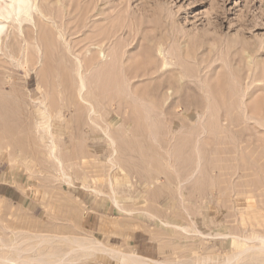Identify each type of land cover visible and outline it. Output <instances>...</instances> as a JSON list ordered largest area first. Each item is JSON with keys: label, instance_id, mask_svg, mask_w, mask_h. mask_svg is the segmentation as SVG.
<instances>
[{"label": "rangeland", "instance_id": "obj_1", "mask_svg": "<svg viewBox=\"0 0 264 264\" xmlns=\"http://www.w3.org/2000/svg\"><path fill=\"white\" fill-rule=\"evenodd\" d=\"M34 1L0 32V264H123L135 218L154 261L264 264V0Z\"/></svg>", "mask_w": 264, "mask_h": 264}, {"label": "bare ground", "instance_id": "obj_2", "mask_svg": "<svg viewBox=\"0 0 264 264\" xmlns=\"http://www.w3.org/2000/svg\"><path fill=\"white\" fill-rule=\"evenodd\" d=\"M34 3H35V1L34 0H0V32L2 31V29H3V27H4V24H5V19H7V18H12V20H16V18H14V15H16V16H18V20L19 21H22V20H24V19H26V18H30L31 17V13H30V11H31V9L34 7L35 8V6H34ZM40 13H41V10H40ZM7 22V21H6ZM19 27V26H18ZM2 33V32H1ZM0 39H1V37H0ZM158 50V52H159V54L161 55V50H160V48H158L157 49ZM99 55H100V57L103 59V58H105L106 56H105V54H104V52L102 51H99ZM95 64V63H94ZM164 65H165V63H163ZM163 65V66H164ZM81 67H82V63H81V61L79 60V58L77 59V65H76V71H77V74H78V95L80 96V98H81V100L83 101V102H85L86 104H87V106H86V108H88V112L90 111V112H95V105L92 103V102H89V100H86V99H84L83 97H82V92L85 90V88H86V83H85V81H84V79H83V77H82V74L80 73V69H81ZM165 68L167 67V65L166 66H164ZM86 98V97H85ZM89 99V98H88ZM42 103V102H41ZM44 105V104H43ZM106 106V105H105ZM97 109V108H96ZM46 109H44V110H41V114L43 115H45V113H46V111H45ZM100 113V112H99ZM89 114V113H88ZM44 115H43V117H44ZM100 117H101V115H100ZM103 117V116H102ZM104 119V118H103ZM105 122H106V119L104 120ZM51 123V122H50ZM96 124V123H95ZM41 126V125H40ZM37 128H38V125H37ZM124 130V129H123ZM47 132V131H46ZM104 132V131H103ZM111 135V134H110ZM50 136V135H49ZM42 138H43V136H41ZM112 138H113V136H111ZM52 138V137H51ZM50 138V139H51ZM110 138V137H109ZM112 138H110L111 139V145H112V154H116V152H117V148H116V144L114 143L115 142V140L113 141V139ZM42 140H45V136H44V138L42 139ZM47 142V141H46ZM51 143L53 144V145H51L50 146V151H51V153H54V151H55V145H54V141L52 140L51 141ZM50 143V144H51ZM2 148H4L3 147V145H2ZM10 155V154H9ZM116 156V155H115ZM2 157V156H1ZM111 158V157H110ZM111 162V161H110ZM114 164V163H113ZM4 198V197H3ZM117 205V204H116ZM102 227H103V225L101 226V230H102ZM106 227V226H105ZM72 230V229H71ZM102 231H104V230H102ZM71 240V239H70ZM85 241V240H84ZM262 242H264V240H261ZM83 242V241H82ZM82 242H80V241H78V244L80 245V246H82V247H85V244H86V242L85 243H83L82 244ZM70 243V242H69ZM88 243V242H87ZM96 244H94L93 242H89V244H88V247H90V249H97V247L95 246ZM245 243H243V246H242V248H241V250L239 251V252H237V253H235V254H232L231 256H227V258H226V260H225V264H227V263H229L231 260H233V259H236L235 257L236 256H240V255H242L243 254V252H245L246 251V249H245ZM8 246V245H7ZM73 247V246H72ZM87 247V248H88ZM104 251V250H103ZM85 252V251H84ZM99 252V251H98ZM106 252V251H105ZM102 253V252H101ZM107 253V252H106ZM258 253V252H257ZM86 254H84V256H85ZM109 255H111L110 253H109ZM257 255V254H256ZM117 257V256H116ZM119 257H120V260L123 262V264H164V263H162L161 261L160 262H158V261H154V260H152V259H144V258H142V257H140V256H138V254L136 255L135 253H127V252H120L119 253ZM257 257V256H256ZM251 258V257H250ZM253 258H254V255H253ZM4 259V258H3ZM118 259V258H117ZM258 259V258H257ZM258 261V260H257ZM120 262V261H119ZM252 262V261H251ZM247 263V262H246ZM120 264H121V262H120ZM262 264V263H261Z\"/></svg>", "mask_w": 264, "mask_h": 264}, {"label": "crops", "instance_id": "obj_3", "mask_svg": "<svg viewBox=\"0 0 264 264\" xmlns=\"http://www.w3.org/2000/svg\"><path fill=\"white\" fill-rule=\"evenodd\" d=\"M87 206L84 223H87L89 226L93 224V228H96L103 216L111 214L110 210L105 209L96 201H93L91 204L88 203ZM131 222H134L136 227L129 238L130 247H132L136 255L138 254L142 258L153 259L160 252L158 231L152 229L151 226L148 228L144 224L145 222L139 221L136 218Z\"/></svg>", "mask_w": 264, "mask_h": 264}]
</instances>
